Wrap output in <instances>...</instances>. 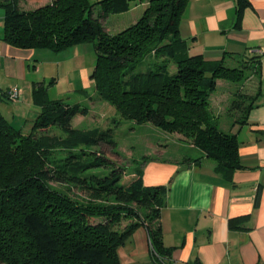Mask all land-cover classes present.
I'll return each mask as SVG.
<instances>
[{
	"label": "trees",
	"instance_id": "1",
	"mask_svg": "<svg viewBox=\"0 0 264 264\" xmlns=\"http://www.w3.org/2000/svg\"><path fill=\"white\" fill-rule=\"evenodd\" d=\"M20 1L0 0L6 43L54 53L92 44L89 78L120 118L190 139L223 178L241 167L236 135L219 128L209 99L218 80L238 86L227 112H239L231 126L245 123L257 94L240 89L255 66L189 55L178 31L189 0H149L137 22L114 35L102 23L129 10L130 0H51L28 11ZM34 96L41 112L29 133L0 114V264H121L118 250L140 226L156 264H172L160 229L167 187L143 186V160L123 185L122 171L96 151L107 145L118 154L112 130L73 128L88 107L45 99V90ZM53 128L63 136L51 135Z\"/></svg>",
	"mask_w": 264,
	"mask_h": 264
},
{
	"label": "crops",
	"instance_id": "2",
	"mask_svg": "<svg viewBox=\"0 0 264 264\" xmlns=\"http://www.w3.org/2000/svg\"><path fill=\"white\" fill-rule=\"evenodd\" d=\"M26 1L37 8L51 0ZM148 1L130 0L129 10L108 15L102 23L105 31L114 35L137 22ZM178 31L189 55L223 61L227 67L245 61L254 65L253 94L257 99L240 126L219 120V128L235 133L238 143L241 167L232 171L229 179L217 173L213 159L161 158L165 150L140 165L143 186L167 187L160 214L162 242L170 250L166 261L264 264V0H189ZM3 33L0 8V114L14 128L22 133L31 131L41 112L42 99L35 98L36 89L45 90L48 100L74 96L73 104L89 102L88 114L77 115L82 119L99 111L104 101L97 97L89 78L94 68V62L88 61L92 45L85 43L59 53L19 49L6 43ZM219 81L217 86L226 83ZM63 84L64 89L58 91ZM11 87L19 89L16 102L6 94ZM118 255L121 264H156L143 226L133 231Z\"/></svg>",
	"mask_w": 264,
	"mask_h": 264
},
{
	"label": "rangeland",
	"instance_id": "3",
	"mask_svg": "<svg viewBox=\"0 0 264 264\" xmlns=\"http://www.w3.org/2000/svg\"><path fill=\"white\" fill-rule=\"evenodd\" d=\"M18 5L20 10L23 11L35 9L30 4V1L26 0H21ZM87 45L92 44L88 43ZM95 56L93 50L88 54V61L94 62V65ZM247 67L251 68L252 64ZM253 75L252 72L248 74L240 89L241 93H244L247 97L254 95L256 77ZM219 83H223V81H219ZM64 87L65 85L63 84L58 91H61ZM237 87L236 85L223 83L217 86L215 92L212 94L213 97L210 100L211 109L215 115H219L220 122H231L235 120L236 114H239V112H235L236 114L227 112L230 107V100L234 96V91L237 90ZM226 97L227 100L225 101ZM61 98L69 104L76 102L74 96ZM88 105H90L89 102L82 104V106L87 107ZM98 110V112L89 114L85 119L76 115L72 120V127L85 131L93 128H110L112 130L113 140L116 143L115 152H118V154L113 153L112 149L107 145H102L96 151H99L106 158H109L122 171L123 185H128L131 179L135 177L136 174L134 171L137 169L136 167L139 168L142 160L159 157L164 150L166 152L161 158L165 159L179 157L184 159L189 157L198 160L199 158L205 157V154L197 149L190 139H186L178 133L165 134L151 125H136L130 120L120 118L115 109L105 101L102 102V106ZM50 134L63 136L62 132L57 128L51 129ZM81 197L85 198V195L83 194ZM99 221L101 219H97L95 222Z\"/></svg>",
	"mask_w": 264,
	"mask_h": 264
},
{
	"label": "built area",
	"instance_id": "4",
	"mask_svg": "<svg viewBox=\"0 0 264 264\" xmlns=\"http://www.w3.org/2000/svg\"><path fill=\"white\" fill-rule=\"evenodd\" d=\"M8 98L12 102H16L19 98V89L17 87H11L6 92Z\"/></svg>",
	"mask_w": 264,
	"mask_h": 264
}]
</instances>
